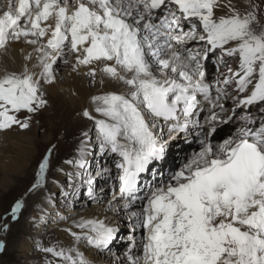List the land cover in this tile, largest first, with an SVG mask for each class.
I'll use <instances>...</instances> for the list:
<instances>
[{
    "label": "snow or ice",
    "instance_id": "obj_1",
    "mask_svg": "<svg viewBox=\"0 0 264 264\" xmlns=\"http://www.w3.org/2000/svg\"><path fill=\"white\" fill-rule=\"evenodd\" d=\"M260 15L252 0H18L0 14V56L12 44L31 47L19 50L20 71L0 73V132L28 129L48 106L45 86L56 83L61 60L78 75L84 69L93 83L101 74V85L107 77L124 88L89 97L91 108L78 115L93 121L95 139L83 131L76 155L64 161L73 171L57 169L67 177V190L59 187L69 203L85 186L87 198L102 203L105 189L97 191L96 178H105L112 195L104 211L116 219L73 220L64 229L72 237L69 247L37 245L53 257L47 264H92L81 243L103 251L119 239L127 247L118 264H264ZM210 56L219 73L214 83L205 72ZM205 107L209 115L201 124L197 117ZM232 121L235 132L216 142L219 125ZM193 128L200 129L199 149L157 180V165L167 161L171 142ZM54 148L38 162L28 193L47 191ZM96 148L114 157L115 174L110 167L91 174L89 157ZM46 203L39 222L56 207L51 194ZM24 208L21 197L11 205V220ZM122 218L126 238L120 235ZM8 228L5 223L0 232ZM5 248L0 240V253Z\"/></svg>",
    "mask_w": 264,
    "mask_h": 264
},
{
    "label": "bare ground",
    "instance_id": "obj_2",
    "mask_svg": "<svg viewBox=\"0 0 264 264\" xmlns=\"http://www.w3.org/2000/svg\"><path fill=\"white\" fill-rule=\"evenodd\" d=\"M252 2L254 3V0H252ZM17 3H18V0H5L3 2H0V14H2L3 11L7 10L10 5L14 7ZM20 48H26L27 51H31L30 46H26L23 44H12V45H10L9 50H8V54L6 56H0V73H2L4 69H7L8 71H20L21 70L23 59H22V56H21L20 51H19ZM56 70H57L56 83H54L52 85H46L45 86L46 92H47L46 98L48 99V105L54 106L52 122H50V125H45V124L42 125L44 132L46 131V133H48L49 135H52V138H51L52 140L50 142H46L47 143L46 144V143L40 142L35 137V135H31L30 133H23L20 136H15V135L12 136L11 130L6 131V132H0V190H3L4 188L9 187L11 184H14V190L15 191L18 189L19 190L22 189V182L24 180L26 181L28 178H30L32 176L30 171H27V169H26L27 166L29 165V163H31V166H30L32 168L31 170H34V171H35V169H34L35 166H37V161H36V157H34V154L37 152V150L39 148H41L43 146L46 148L51 147L52 146L51 143L55 141V136H54L55 134L59 135L61 132H63L61 141L58 144L59 146L62 147V149L77 150V147L80 144L81 139H83V137L81 136V133L83 131L90 130V128H91L90 124H91V122H93V121H90L87 119L84 120V117L78 115V113L82 112V110L85 107L91 108V106L89 104V97L91 95H94V94H99L102 91H123L124 90L122 85L118 84L115 81L109 80L107 77H103L104 78V84L101 85L99 82L100 79L102 78L101 74L97 75L96 82L92 84V78L83 75L84 69H81V74L78 75L77 73L71 71V65L70 64H64L63 61H61L59 63V66H56ZM217 76L218 75L216 74L215 79ZM230 104H231V101L226 102V106L228 108L231 107ZM205 110H208V108L204 109L199 114V116L197 117V119H199L200 123L202 121L204 124H205V122L203 120V118H204L203 114H204ZM93 114L95 115V113H93ZM252 115H255V109L254 108L252 109ZM30 126H31V124H30ZM224 126L227 128V130L223 126H222L223 129L222 128L220 129V125H219V132L226 130L227 132L232 134L236 130L237 122L232 121V122H229L228 124H224ZM199 131H200V129L193 128L190 130V132L187 136H185V134H181L180 138L178 140L173 141L172 150L170 151V154H169L167 161L163 164V166L157 165L156 178H157V176H159L163 173V169L165 166H166V172H170V169L172 167L173 168L171 169V171H174L180 167V163L182 162L184 154H186L189 150L192 151V150L196 149V145H197V138L196 137H197V133ZM230 134H228V135H230ZM228 135L222 136V138L219 140V142H221L224 138H227ZM53 150H55V149H53ZM197 150L198 149H196L195 151H197ZM190 151H189V153H190ZM55 160H57V159H55ZM55 160L51 159L52 167L48 173V176L49 175H51V176L48 179L47 191L40 190V191H37V193L35 195H33L35 192L29 193L27 198L25 197V199H24L25 208L22 210V213L20 214V217L18 219V220H21L20 218L24 215V213L26 211L28 212V214L23 217L22 225L20 227L21 229L19 230V232H20L19 237H22L23 241L27 242L29 240V238L33 236V235H31V233L33 232V226H32L31 221L34 218L39 220V216L42 214L41 209L42 208H48V205L46 203V197L49 194H51L53 190L55 191L58 188L60 189V187H59L60 185H63L64 187L66 186L65 182H63V181H66L65 179H67L66 175L64 173L57 171V169L63 167L65 170V173L73 171L71 166H68L65 164L56 166ZM111 165L114 167V164H111V160L105 158V155L102 156L99 153L98 148H96L94 150L93 155L91 157H89V170H90L92 175H93V173L96 172L98 167H111ZM145 179L149 180V181L152 180L153 179L152 173L151 172L146 173ZM53 181H58L59 184L53 183ZM102 187L105 190L111 189L109 187V185H107V184L103 185ZM9 188H11V187H9ZM80 190L86 192V186L82 187ZM111 195L109 196L110 198H111ZM3 199H4V197H3ZM2 202H3L2 199H0V204H3ZM63 203H64L63 201L60 202L59 204L55 202L56 207L54 209L49 208L46 218H48L50 216L49 214H51V212H56V211L58 212L57 208H60L63 205ZM78 204L82 205L83 208L68 210L65 213V215L79 213V212H87V208L84 205L89 204V202H86L84 200V201L79 202ZM105 204H107V202H105ZM96 207H99V206L95 205V207H94V205H93L91 207V209L96 208ZM94 214H96V213H94ZM105 216L111 217V218H113V220H114V217H116V215L114 213H112L111 211L105 212L102 210L99 212V214L97 216H94L93 212H92L90 214H85L84 216L79 215V218L80 217H100V218H103ZM75 219H78V218H75ZM10 221H11V219H10ZM7 224L9 225L8 229H10L12 227V225L9 224L8 222H7ZM54 224L55 225H50L51 227L56 228L54 231L51 232V233H53L52 235L50 233H48V235L43 236L39 233L40 234L39 236H42L40 238V240H38V242L40 241L39 245L51 247V245H55L59 242V245L61 247H65V248L69 247L72 244V241H70L71 239L68 240V238L66 237L67 235L63 232V229H64L66 223L59 221L58 223H54ZM73 230L75 231L76 229H73ZM126 236H125V238H126ZM2 237L3 236L1 235L0 240H3L5 242V240H4L5 235L3 238ZM6 237H8V236H6ZM125 242H127V240ZM113 246L115 247V249L113 250V252L109 253L107 255V257L109 258V256H114L113 261L115 264H118L119 261L124 260V252L126 251V248L124 247V245L117 246L116 244H114ZM125 246L127 247V243L125 244ZM18 247L21 248V250L24 253H26L27 250H29V249H23L22 244ZM95 254H97V253H95ZM45 255H43L42 258H40V259L38 258V259H34V261H28L27 264H44V262H42L41 260H44L45 258H50V259L52 258V256L50 254H45ZM105 255L103 254V256H105Z\"/></svg>",
    "mask_w": 264,
    "mask_h": 264
},
{
    "label": "rangeland",
    "instance_id": "obj_3",
    "mask_svg": "<svg viewBox=\"0 0 264 264\" xmlns=\"http://www.w3.org/2000/svg\"><path fill=\"white\" fill-rule=\"evenodd\" d=\"M3 1H5V0H0V2H3ZM254 3L260 5V12H261L260 21H261L262 24H264V0H254ZM61 61L58 62V65L57 66H59V63ZM230 63H231V65H232L233 68L236 67V62L235 61H230ZM220 71L221 72H224V71H226V69L223 68V67H221L220 68ZM205 72H206V78H207L208 82L213 83L214 80H215L216 74L218 75L217 65H216V57L215 56H210V58L206 61ZM92 84H93V82H92ZM229 108H231V107H229ZM204 109H207V107H205ZM254 109H255V115L254 116H258L259 110L256 109V108H254ZM53 112H54V106L53 105H48L46 108H44L43 110H41L39 113L35 114L34 118L31 121V126H30V128H28V130L27 129L21 130L18 127H13L11 129V135L12 136H14V135L15 136H20L23 133H30L31 135H35V137L40 142H42V143L50 142L52 140L51 139L52 138V135H49L48 133H46V131L44 132V129L42 128V125L43 124L50 125V122H52V118H53ZM208 114H209V111L208 110H205V112L203 114V117H204L203 120H204V122H205V117ZM230 114L231 113H229V115ZM19 115H20V118H23V116L25 115V113L22 112ZM85 119L86 118H84V120ZM201 123L204 124L202 121H201ZM93 124H94L93 122H91V124H90V126H91V128H90V135L93 137V140H94L95 139V127H94ZM222 126L227 130V128L224 126V124L220 125V129L221 128L223 129ZM226 130H224V133L221 134V135H224L225 136V135L230 134ZM8 131H10V130H8ZM4 132H6V131H4ZM62 135H63V132H61L59 135L58 134H55L54 135L55 136V141L51 143L52 146L55 145V148H54L55 150H53L51 159H53V160L57 159V160H55L56 166H59V165L64 164V161L65 160L73 158L76 155V153H77V150H72V149L65 150V149H62V147L58 145L60 143V141H61ZM172 143H173V141L171 142V147H170L169 152L172 150ZM51 147L46 148V147L43 146V147H41V148H39L37 150V152L34 154V157H36L37 164L40 161V159L43 157V155L46 154L47 150L49 148H51ZM105 158L111 160V164H113V159H114L113 156L105 155ZM51 163H52V161H51ZM30 166H31V163H29V165L27 166L26 169H27V171H30V173L32 174V176L30 178H28L26 181L24 180L22 182V189L21 190L18 189V190L15 191L14 190V184H11L9 186L11 188L6 187L3 190H0V199H2V201H3L2 202L3 204H0V222H1L0 223V226H2L3 224H5L7 222L12 225V227L10 229H8L7 233L0 232V236L2 235L4 237V235H5L4 240L6 242L5 243L6 244L5 250L2 253H0V264H27L28 261H34V259H38V258L40 259V258H42V256L45 255V253L42 252V251H40L39 248H38V246H37L40 243V241L38 242V240H40V238L42 237V236H39L40 234L44 236V235H48V233H50L52 235L53 233H51V232L54 231L56 228H53L50 225H55L54 223H58L59 221H62L63 223L64 222L66 223V225L64 227V229H65L66 227H69L71 225V223H72L73 220H77L75 218H78L79 219V215L80 216H84L85 214H90V213L93 212V215L94 216H97L100 211H102V210L104 211V208L106 206L105 202H107L110 199L109 196L112 194L111 189L110 190H105L103 202L102 203H94V202L90 201L87 198L86 192L80 190L77 195H75V196H73L71 198L72 203L70 204L67 200H64V198L60 195V189L59 188L56 189L55 191L53 190L52 193H51V195L53 196L54 201L56 203H58V204L60 202H62V201L64 202L63 205L60 208H57L58 209V212L56 211L60 215H57L56 212H51V214H49L50 216L48 218H46L44 222H39V220H37V219L34 218L31 221L32 222V226H33V232L31 233V235H33V236L30 237L27 242L26 241H23V238L22 237H19V235H20L19 230L21 229L20 227L22 225V219H23L24 216H26L28 214V212L26 211L24 213V215L20 218L21 220H17V222H16V221H12V220L10 221L11 216L9 215V213H10L9 211H10L11 205L17 199L21 198L22 196L25 199V197L27 198V196L29 194L27 192H28L29 187L31 186V183L33 182V177H34V172H35L34 170H31L32 168ZM36 167L37 166H35V168H34L35 170H36ZM110 168L113 169V174H115L114 167L111 165ZM31 171L32 172L34 171V172L32 173ZM165 171H166V166L163 169V173L161 175L157 176L156 179L159 180L160 178H162L164 176V172ZM93 175L95 176V173H93ZM50 176L51 175L48 176V179L50 178ZM65 180L66 181H63V182H65V184H66L65 189H67V183H68V181H67V179H65ZM106 184L107 183L105 182V178H102V177H97L96 178L97 191H99V188H101L103 185H106ZM36 193H37V191L33 195H35ZM3 197H4V199H3ZM84 200L86 202H89V204H85L84 205L87 208V212H79V213L65 215V213L68 210H74V209H81V208H83V206L80 205V204H78V203L81 202V201H84ZM93 205H94V207H95V205H98L99 207H96V208L91 209V207ZM94 213H96V214H94ZM61 216L67 217V219H61L60 218ZM115 219H116V217H114V220ZM126 225H127L126 218H122L121 219V233H120V235L122 237H125L129 233V230H128V228H127ZM64 229H63V232L67 235L66 237L68 238V240L71 239L70 241H72V237L66 231H64ZM6 236H8V237H6ZM125 241H126L125 239H119L114 244H116L117 246L124 245V247L126 248L125 244L127 242H125ZM21 244L23 246V249H29V250H27L26 253H24L21 250V248L18 247ZM113 245L110 247V249L103 250V251H99V250H96V249L94 250V248L88 247L87 245H85V243H81L79 245V247H80V250L84 252V254L86 255V257L92 262V264H115L114 261H113L114 260L113 259L114 256H109V258L107 257V255L109 253L113 252V250L115 249V247ZM51 246H53V245H51ZM95 253H97V254H95ZM103 254L104 255L106 254L105 255L106 257L103 256ZM51 259H53V257ZM51 259L50 258H45L44 260H41V261L44 262V264H46L47 261H49Z\"/></svg>",
    "mask_w": 264,
    "mask_h": 264
},
{
    "label": "clouds",
    "instance_id": "obj_4",
    "mask_svg": "<svg viewBox=\"0 0 264 264\" xmlns=\"http://www.w3.org/2000/svg\"><path fill=\"white\" fill-rule=\"evenodd\" d=\"M222 132H224V131H222Z\"/></svg>",
    "mask_w": 264,
    "mask_h": 264
}]
</instances>
